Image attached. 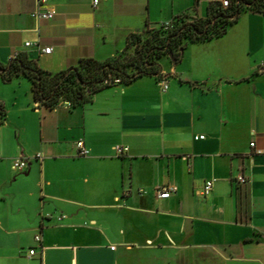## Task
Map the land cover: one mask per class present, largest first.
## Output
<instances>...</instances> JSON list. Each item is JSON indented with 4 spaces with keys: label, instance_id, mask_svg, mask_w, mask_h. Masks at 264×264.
I'll use <instances>...</instances> for the list:
<instances>
[{
    "label": "crops",
    "instance_id": "crops-1",
    "mask_svg": "<svg viewBox=\"0 0 264 264\" xmlns=\"http://www.w3.org/2000/svg\"><path fill=\"white\" fill-rule=\"evenodd\" d=\"M39 1L0 0V62L24 52L52 73L105 62L220 0H46L52 20L32 16ZM158 62L159 76L70 108L0 74V264H264V14L244 11L225 35ZM165 185L178 191L158 199Z\"/></svg>",
    "mask_w": 264,
    "mask_h": 264
},
{
    "label": "trees",
    "instance_id": "trees-1",
    "mask_svg": "<svg viewBox=\"0 0 264 264\" xmlns=\"http://www.w3.org/2000/svg\"><path fill=\"white\" fill-rule=\"evenodd\" d=\"M247 10L264 14V0H230L227 8L220 1L213 2L206 18L182 16L158 29L135 34L122 53L105 62L87 59L76 67L52 73L42 70L28 53L20 52L8 63L0 62V74L6 82L15 76H26L32 82L35 100L45 106L53 108L62 100L83 104L100 89L118 84L115 79H120V84H131L144 75L159 76V59L170 55L177 62L189 43L225 35ZM131 46L135 47V55L127 60L125 55ZM0 113L4 116L1 105Z\"/></svg>",
    "mask_w": 264,
    "mask_h": 264
},
{
    "label": "built area",
    "instance_id": "built-area-1",
    "mask_svg": "<svg viewBox=\"0 0 264 264\" xmlns=\"http://www.w3.org/2000/svg\"><path fill=\"white\" fill-rule=\"evenodd\" d=\"M220 2L222 3V6L225 8L230 6V0H220ZM39 3H40V6H39L38 10L33 12L32 16L36 19L52 20L56 15V11L53 8H48V9L41 8L43 5L46 4V0H40ZM99 3H100V0H93L94 6H97ZM168 24L169 23H167L166 25H168ZM26 45L30 46V43L28 42ZM42 51L44 53H51L52 48H44ZM263 67H264V64H263ZM115 83L120 84L121 80L115 79ZM158 84L164 92L169 89V81L167 78H159ZM61 103L64 104L65 106L69 107V108L74 106V102L71 100H63ZM251 146L254 147L255 143H252ZM77 148L79 150V156H87L89 154V150L86 147L84 141H82V140L78 141L77 142ZM117 151H118V153L123 154L124 152L128 151V148L124 147V146H119V147H117ZM27 166H28V162L23 157L18 158L14 162V168L18 171L24 170ZM237 181L241 184H244L247 182V179L244 176H240V177H238ZM214 183H215V180L206 181L205 184L203 185V187L197 191V195L200 197L209 196L213 190ZM177 191H178V188L176 186L165 185V186L158 187L156 190V194H157L158 199H168L173 194L177 193ZM41 240H42V238L40 235L36 236L37 242H41ZM35 254H36V250L31 249L30 256H33Z\"/></svg>",
    "mask_w": 264,
    "mask_h": 264
},
{
    "label": "rangeland",
    "instance_id": "rangeland-1",
    "mask_svg": "<svg viewBox=\"0 0 264 264\" xmlns=\"http://www.w3.org/2000/svg\"><path fill=\"white\" fill-rule=\"evenodd\" d=\"M133 47L131 46V49L130 50H127L126 55H125V59L128 60L130 57H133L135 55V53L133 51V49H135V47L134 48Z\"/></svg>",
    "mask_w": 264,
    "mask_h": 264
}]
</instances>
